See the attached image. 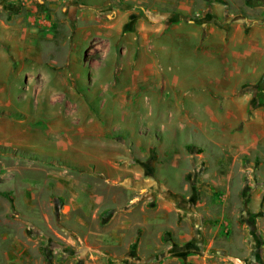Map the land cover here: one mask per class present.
Returning a JSON list of instances; mask_svg holds the SVG:
<instances>
[{
    "label": "crops",
    "instance_id": "obj_1",
    "mask_svg": "<svg viewBox=\"0 0 264 264\" xmlns=\"http://www.w3.org/2000/svg\"><path fill=\"white\" fill-rule=\"evenodd\" d=\"M19 1L0 17V184L12 182L0 189V219L11 209L43 211L56 198L96 211L119 189L170 194L187 181L166 172L191 169L186 147L196 152L198 190L214 175L201 162L219 164V152L226 162H264V107L252 108L264 75V0ZM145 159L152 165L144 171L135 163ZM250 174L232 168L207 184L223 212L235 209L229 196L241 194ZM247 183L259 222L217 217L214 237L225 231L230 248L209 256L201 246L191 257L198 245L187 239L177 247L185 260L264 264V183ZM43 226L51 228L0 222V264H46Z\"/></svg>",
    "mask_w": 264,
    "mask_h": 264
},
{
    "label": "rangeland",
    "instance_id": "obj_2",
    "mask_svg": "<svg viewBox=\"0 0 264 264\" xmlns=\"http://www.w3.org/2000/svg\"><path fill=\"white\" fill-rule=\"evenodd\" d=\"M2 1L4 8L0 5V17L4 18L6 12L18 10L21 5L19 0H0ZM228 8L242 10L244 3H240L237 7L230 4ZM168 146L170 152L175 148L172 143ZM23 153L35 155L32 152ZM182 153L185 159L193 158L191 169L181 172L166 169L167 175L173 176L174 180L182 177L187 179L170 194H156L146 189L137 193L119 189L106 200L108 204L104 208L96 211L71 210L56 198L55 204L43 211L21 212L11 209L7 218L0 219V222H49L51 228L43 226L41 232V236L46 240L41 246L46 264H196L190 260V257H186L185 260L186 255H182L177 249L182 241L187 239L197 241V249L192 252L191 257L200 254L202 247L209 256L213 254L208 250L215 247L230 248L227 245L230 238L225 235V231L214 237L217 217L225 215L229 217V222H259L258 196L254 199L247 197L246 189H248V179L255 185L257 182L264 183V179L257 178L258 175L255 173L258 170L264 172V162L259 157H252L250 161L240 158L235 163L231 160L226 162V156L222 152L218 153L223 157L222 161L211 168L201 162L203 164L201 170L212 169L214 175L222 173L225 176L226 172L233 168L237 172L248 170L251 172L250 175L254 176L247 177L245 188L240 191L241 194L229 196L228 201L230 205H235V209L223 212L219 204L221 194L212 191V187L207 185L214 183V175L205 180V187L196 189L192 176L193 167H196L195 149L186 147ZM135 164L144 171L145 167L149 168L152 165L148 159ZM63 167H65L63 164L58 166V168ZM93 181V179L89 180L87 185L94 186L100 193L105 194L107 187L101 184L95 185ZM101 181L103 182V179ZM242 181L239 179V182ZM11 186L12 182L0 184V189L12 188ZM6 195L11 197L9 193ZM111 198L116 202H112ZM77 199L80 202L83 196L80 195ZM248 204H251V211L245 209ZM53 230L57 233L55 234ZM62 231H66L63 232L64 235ZM239 236L241 237L240 233L237 237ZM54 247L58 249L56 252H61V257L58 255L56 260L51 259L52 251H55ZM209 260L210 257L207 258V263ZM220 264H225V261L222 260Z\"/></svg>",
    "mask_w": 264,
    "mask_h": 264
},
{
    "label": "trees",
    "instance_id": "obj_3",
    "mask_svg": "<svg viewBox=\"0 0 264 264\" xmlns=\"http://www.w3.org/2000/svg\"><path fill=\"white\" fill-rule=\"evenodd\" d=\"M247 5H257L258 2L256 1H251V0H245ZM259 107H264V82L262 81L260 85L257 87L255 92L253 93V103H252V108H259ZM21 155H25L24 153H21ZM29 158L38 160L37 156L35 155H26ZM49 163V162H48ZM53 164V163H52ZM60 166V163L58 164H53Z\"/></svg>",
    "mask_w": 264,
    "mask_h": 264
},
{
    "label": "water",
    "instance_id": "obj_4",
    "mask_svg": "<svg viewBox=\"0 0 264 264\" xmlns=\"http://www.w3.org/2000/svg\"><path fill=\"white\" fill-rule=\"evenodd\" d=\"M263 82H264V75H263Z\"/></svg>",
    "mask_w": 264,
    "mask_h": 264
}]
</instances>
